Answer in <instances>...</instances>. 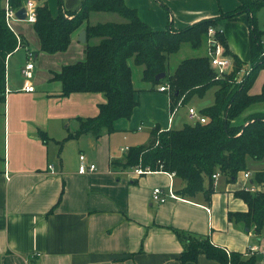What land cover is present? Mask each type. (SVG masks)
<instances>
[{
    "label": "crops",
    "instance_id": "obj_1",
    "mask_svg": "<svg viewBox=\"0 0 264 264\" xmlns=\"http://www.w3.org/2000/svg\"><path fill=\"white\" fill-rule=\"evenodd\" d=\"M124 2L155 30L184 29L241 6L239 0ZM80 6L77 3L70 11ZM100 14L105 13H93L90 23L96 24L93 19L112 22L104 21L103 16H97ZM28 24H16L21 44L6 58L0 95V264H182L179 258L184 245L172 228L206 237L229 252L243 253L257 246L264 260L262 233L258 244V235L251 234L253 227L248 229L229 217L230 212L247 211L235 192L251 185L252 172L249 179L242 174L235 182H223V176L212 185L206 180L205 190H213L210 196L201 192L183 198L179 192L184 183L166 172L137 175L133 168L113 166V160H122L127 153L122 148V154L117 155L115 142L119 138L126 140L131 133L148 129L149 142L155 127L162 131L174 128L175 116L171 124L170 114L179 105L172 106L170 94L160 91L161 85L144 82L142 69L140 87L135 86L133 77L138 106L129 119L115 121L114 131H104L99 138L82 134L67 139L78 130L80 118L96 117L99 105L106 102L102 93L61 96L62 84L53 79L63 66L85 60L86 43L78 40L85 29L72 35L67 51L48 54L40 51L39 38ZM220 25L230 53L248 66L250 15L244 12ZM20 51L26 60H14ZM28 62L34 63L33 92L24 90L22 70ZM261 90L258 85L250 93ZM40 132L50 138L48 143ZM82 155L88 164L96 165L95 171L79 172ZM171 183L180 199L163 204L152 200L155 187L167 190ZM186 264L219 263L200 255L196 263Z\"/></svg>",
    "mask_w": 264,
    "mask_h": 264
},
{
    "label": "trees",
    "instance_id": "obj_2",
    "mask_svg": "<svg viewBox=\"0 0 264 264\" xmlns=\"http://www.w3.org/2000/svg\"><path fill=\"white\" fill-rule=\"evenodd\" d=\"M5 1L0 0V95L4 92L6 58L19 47L15 32L6 24ZM27 1L8 0L17 11ZM33 1L38 3L33 27L40 41V51L63 53L68 50L72 35L82 28L86 30L85 60L65 65L53 76L62 84L61 96L102 93L106 98V102L99 105L98 115L80 118L78 130L70 133L67 139L82 134L99 138L104 131H114L115 121L133 115L138 106L133 67H138L142 69L144 82L170 86L173 107L194 97L203 98L211 89H214V101L202 110V115L208 118L207 123L185 124L179 129L163 131L155 127L148 144L129 148L122 160L112 161L113 166H140L152 172L174 173L184 183L179 192L184 198L201 192L210 196L213 190H205V181L213 183L212 176L216 172L228 182H235L250 170L251 164L264 162V85L259 94L250 93L259 71L264 70V43L255 18L257 9L264 2L239 0L241 6L238 9L221 12L218 17L203 19L185 29L155 30L124 0H83L80 8L74 11L66 10L60 0L57 16L51 13L47 3ZM158 1L164 3V0ZM244 12L250 15L251 58L248 66L230 53L225 37L219 36L226 54L233 58V68L225 77H218L207 55L186 58L172 74L169 73V59L183 43H189L192 48L207 44L209 27L218 28L221 21ZM93 13H115L124 21L91 24ZM96 39L98 42L92 43ZM248 67L251 68L248 75L238 74ZM161 73L166 74L165 79L156 81V76ZM240 78L242 80L238 82ZM0 101H3L2 96ZM40 136L45 143L50 141L45 132H40ZM251 185L256 187L255 192L244 189L235 192L246 203L247 211L230 212L229 217L248 229L254 227L259 236L264 227V168L252 173ZM172 231L184 245L179 258L182 264L196 263L200 255L219 264H259L262 261L259 254L248 257L241 252L228 254L206 237L173 228Z\"/></svg>",
    "mask_w": 264,
    "mask_h": 264
},
{
    "label": "rangeland",
    "instance_id": "obj_3",
    "mask_svg": "<svg viewBox=\"0 0 264 264\" xmlns=\"http://www.w3.org/2000/svg\"><path fill=\"white\" fill-rule=\"evenodd\" d=\"M42 3H48V7L51 10V13L53 15H58L59 13V9L61 6V2L60 0H42ZM63 6L66 10H71L72 8L75 7V5L78 3H80L81 5V0H62ZM99 16H103L104 21H112V22H116V21H120L122 20V17L118 16V15H112V14H100L97 15ZM117 16V17H115ZM94 18V17H93ZM255 18H256V25H257V29L258 32L260 33V38L264 43V5L260 6L257 9V12L255 14ZM18 22H22L25 24H28L24 21H19V20H12L11 21V28L12 30L18 34V26H16V24ZM93 22L98 24V23H104V22H96L93 19ZM29 25V24H28ZM185 29V28H184ZM30 40H32L30 38ZM95 43V42H93ZM18 46H20L21 42L18 41ZM32 45V44H31ZM263 49H264V44H263ZM207 55V50H206V46L202 45L199 48H192L191 45L189 43H183L180 50L171 56L168 67H169V73L172 74L175 69L178 67V65L180 64L181 61H183L186 58H191V57H197V56H204ZM26 60V56L24 51H20L18 54L15 55L14 60ZM137 68V69H136ZM140 69L138 67H133V77H134V82H135V86L136 87H140V83H141V75H140ZM248 70H251L250 67L247 68ZM242 77V76H239ZM241 79V78H240ZM264 85V70L259 71L257 79L254 83V86L252 87L253 89H255L258 85L259 88L263 87ZM160 88V87H159ZM213 100H214V89H211L210 91H208V93L205 95L204 98H195L192 99L190 101H188L184 106L180 105L182 107H178L177 112L175 113V121H174V129H179L182 128L185 124L187 125H195L197 124L198 118L195 119H191L188 115V110L190 108H194L198 114V117L202 116V110H204L205 108L211 106L213 104ZM260 110V109H259ZM1 132V130H0ZM149 130L148 129H143L141 132H138L136 135L135 134H130L127 136V139L124 140L122 137L119 138L116 142L115 145H117V149H119V151L117 150V155L122 154L121 149L125 148V147H129V148H136L138 146H140L141 143H147L148 142V137H149ZM1 150V148H0ZM2 155V151L0 153V156ZM264 168V162H262L261 164H251L250 165V172H254L258 169H262ZM239 179H242L239 178ZM221 181H225V177L221 179ZM208 182V181H207ZM255 229L254 227L251 229V234H255ZM261 235L264 236V227L261 231ZM255 241L259 244V239L261 238L260 236H255ZM251 247V246H250ZM248 247V248H250Z\"/></svg>",
    "mask_w": 264,
    "mask_h": 264
},
{
    "label": "built area",
    "instance_id": "obj_4",
    "mask_svg": "<svg viewBox=\"0 0 264 264\" xmlns=\"http://www.w3.org/2000/svg\"><path fill=\"white\" fill-rule=\"evenodd\" d=\"M5 8V18H6V24L7 26L12 30L11 28V21L12 20H18L16 17L17 10H14L8 0L5 1L4 4ZM26 10V19L25 22L29 24H34L37 20V4L33 0H28L23 7ZM20 21V20H19ZM13 31V30H12ZM16 34V33H15ZM18 41L20 42V38L18 34H16ZM219 36H224V29L222 26H219L218 28L215 27H209L208 29V38H207V56L210 59L211 66L216 70L218 77H225L226 74L233 68V58L226 54V49L222 42L219 40ZM32 57V55H31ZM33 70H34V63L28 62L25 66V68L22 70V74L26 80V85L24 87V90L27 92H33L34 87L31 85L30 80L33 78ZM250 70L241 69L240 75L246 76L248 75ZM242 79H240L238 82H241ZM160 91L167 92L170 94V86L168 84H164L160 86ZM177 111L176 109H173L172 113L170 114L169 122L172 124L175 113ZM188 115L191 119L198 118V121L200 123H207L208 118L206 116L198 117V114L194 108H190L188 110ZM169 128L168 130H170ZM128 147L123 148L122 151H128ZM96 170L95 164H88L86 162L85 156H80V166H79V172L80 173H88ZM133 172L137 175H142L145 173L151 172L150 170H145L141 168L140 166L134 167ZM169 176L175 177V174L168 173ZM221 177L220 172H216L213 174L212 178L213 180H217ZM244 177L246 179H249L251 177V172L247 171L244 173ZM244 190L255 192L256 187L249 185L247 187H244ZM181 197L175 192L173 185L169 186L167 190L163 189L162 187H155L152 190V200L163 204L167 202L169 199L178 200ZM259 248L257 246H251L250 248H247L243 254L248 257L254 254H258ZM229 254V251H227ZM259 264H264V260H262Z\"/></svg>",
    "mask_w": 264,
    "mask_h": 264
},
{
    "label": "water",
    "instance_id": "obj_5",
    "mask_svg": "<svg viewBox=\"0 0 264 264\" xmlns=\"http://www.w3.org/2000/svg\"><path fill=\"white\" fill-rule=\"evenodd\" d=\"M16 17H17L18 20L24 21L26 19V10H25V8H21L20 10H18L17 13H16ZM78 40H79V42H81L83 44L86 43V41H87L86 30H82L79 33ZM165 77H166V74L165 73H161V74H158L155 79H156V81H161V80L165 79Z\"/></svg>",
    "mask_w": 264,
    "mask_h": 264
}]
</instances>
